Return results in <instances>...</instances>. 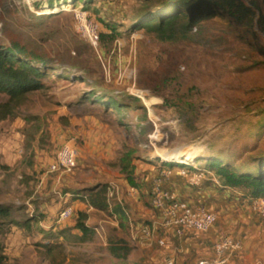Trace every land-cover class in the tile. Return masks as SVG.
I'll use <instances>...</instances> for the list:
<instances>
[{
	"label": "rangeland",
	"instance_id": "obj_1",
	"mask_svg": "<svg viewBox=\"0 0 264 264\" xmlns=\"http://www.w3.org/2000/svg\"><path fill=\"white\" fill-rule=\"evenodd\" d=\"M169 1L0 0V44L20 45L49 74L22 102L0 92V264H147L133 245L141 238L128 239L135 225L114 217V208L77 209L57 222L59 207L48 215L45 205L78 193L63 203L71 205L96 188L117 205L115 192L129 197L133 187L151 209L140 188L150 200L152 182H127L143 167L170 160L214 173L204 158L215 157L243 171L264 157V31L241 9L249 0L240 2L243 17L237 0H220L223 7L211 6L190 29L177 24L171 39L133 28L172 10ZM255 1L264 14V0ZM75 10L97 25L96 44L82 37ZM95 96L126 106L116 111L92 102ZM70 139L75 167L48 172ZM190 189L201 204L213 199L207 186Z\"/></svg>",
	"mask_w": 264,
	"mask_h": 264
},
{
	"label": "crops",
	"instance_id": "obj_2",
	"mask_svg": "<svg viewBox=\"0 0 264 264\" xmlns=\"http://www.w3.org/2000/svg\"><path fill=\"white\" fill-rule=\"evenodd\" d=\"M193 164L195 165V163ZM166 166H159V168L156 166L155 168L153 166L143 167L141 168L143 171L137 170L132 174V179L134 183L136 182L147 186L151 182L153 184L164 171L168 170L172 172L171 180L168 178L166 181H162L161 187L175 191L178 198L191 206H204L208 211L214 212L217 219L206 232L186 230L181 236H178L173 227L164 228L160 225L159 210L154 208H142V202L140 203L139 201L141 197L138 196L137 189L135 190L132 187L131 190H128L127 196L129 197L124 198L116 191L114 199L117 200V205L107 201V207L110 211H113V208L119 206L120 213H123L124 217L120 218V213L116 212L115 209L114 217H118L121 221L125 222L126 225L127 223L135 225L137 232L135 231L136 234H134L135 232L131 230V234H129L130 236L128 237L130 241L135 239V235H138L140 238L138 232H140L142 222L144 223L147 219H150V223L146 224L153 229L150 239L147 241L139 239V242L133 243L134 246L140 248L142 253L146 255L147 258L145 262L147 264H160L166 258H172L178 264H193L198 259L211 258L213 255V244L221 237L230 235L239 240L241 246L238 250L228 255L225 264H264V224L251 210L250 206L248 207L246 205L249 203V196L243 197L238 189L222 185L215 174L205 170L203 166L197 167L198 169H204L206 171L198 178L195 174L196 168L194 169L192 166L188 168L184 166V168H186V173L183 176L178 174L184 170L181 169L182 166L174 167V165L171 166L170 164ZM54 180L53 182L56 181ZM202 185L207 186L210 191L209 194H206V197H212V200H216L217 202H212V200H210L208 201V205L205 203L201 204L198 202L199 199H195V197L192 196L191 193L193 190L190 188L195 189L200 186L202 187ZM210 187L220 188L221 190L215 191ZM140 190L145 194L142 198L149 203L146 189L142 187ZM207 190L205 191L207 192ZM108 194L111 195V192L108 191ZM236 194L242 197L237 198ZM66 196L65 199H61L58 203H55L54 199L50 201L48 205H45L47 211H42V213L55 215V211L58 207L60 209L62 205H64L63 203L67 201L68 197H80L78 193L74 194L72 192H67ZM83 198L84 199L78 198L72 201L71 206L74 212L77 209L85 211L93 209V206L87 202L85 196H83ZM128 200L132 202L129 203ZM240 200L241 204H233L234 201ZM158 239L162 240V244L157 242Z\"/></svg>",
	"mask_w": 264,
	"mask_h": 264
},
{
	"label": "trees",
	"instance_id": "obj_3",
	"mask_svg": "<svg viewBox=\"0 0 264 264\" xmlns=\"http://www.w3.org/2000/svg\"><path fill=\"white\" fill-rule=\"evenodd\" d=\"M77 0H72V2ZM222 1V0H221ZM220 0H170L168 5H173V9L167 13L152 15L146 20H140L133 28L144 27L148 31L156 33L159 38L171 39L174 36V30L177 24L180 25L183 31L192 27L199 17L209 16L211 14V6L223 7L224 3ZM236 1V0H223ZM236 5L237 16L243 17L244 12L257 16L260 29L264 31V14L260 10V6L255 0H249L247 7H241L240 2ZM86 4L87 0H83ZM244 9V12H238ZM47 63L44 60L29 59L25 54L24 49L14 43L9 46L0 44V92H4L8 96V102L19 103L25 98V95L42 87L41 80L48 77ZM52 70H58L53 67ZM58 76V74H56ZM91 95V94H90ZM92 102H98L104 106L111 107L116 111L126 105L117 102L112 98L102 101L101 96H95ZM211 169H214L215 176L224 186H229L239 190L243 197L247 196H264V157H260L256 161V165L248 166L246 170L234 169L229 164L222 163L220 159L211 157L204 158ZM170 165L182 166L181 169H186L185 164L169 162ZM191 167V166H190ZM128 183H134L132 174L127 176ZM87 202L94 208H104L107 206V197L104 189H90L85 195ZM115 211L120 213L119 206H116ZM0 215H6L5 209H0ZM124 214L120 213V218ZM25 222V221H24ZM79 231H87L85 225H77L75 227ZM88 232H84L77 236L78 240H83ZM124 243V242H123ZM125 244V243H124ZM126 245V244H125ZM119 249V248H118ZM127 250V249H126ZM114 252V249H113Z\"/></svg>",
	"mask_w": 264,
	"mask_h": 264
},
{
	"label": "built area",
	"instance_id": "obj_4",
	"mask_svg": "<svg viewBox=\"0 0 264 264\" xmlns=\"http://www.w3.org/2000/svg\"><path fill=\"white\" fill-rule=\"evenodd\" d=\"M74 18L79 22V31L84 39L91 44H96L99 39L98 27L95 23L84 22V14L80 10L74 11ZM72 139L64 141L56 150L54 160L48 166V172H68L76 165L77 149L73 145ZM179 163V162H178ZM185 164L190 166L191 164ZM196 168V177H200L206 171ZM170 172L164 171L161 176L152 184L150 188V204L160 211V225L164 228L173 227L176 235L181 236L186 230L197 232H206L215 223L217 216L214 212L208 211L202 205L191 206L178 198L173 190L161 187V182L168 179ZM184 175V172H183ZM218 183V182H217ZM249 205L251 210L264 224V196H249ZM73 212L71 205H63L57 213L56 221L60 222L68 218ZM153 229L151 226H143L140 229V238L144 241L150 239ZM157 242L162 244V240ZM241 242L230 235L221 237L213 244V255L211 258L198 259L193 264H225L228 255L238 250ZM160 264H178L172 258H166Z\"/></svg>",
	"mask_w": 264,
	"mask_h": 264
},
{
	"label": "water",
	"instance_id": "obj_5",
	"mask_svg": "<svg viewBox=\"0 0 264 264\" xmlns=\"http://www.w3.org/2000/svg\"><path fill=\"white\" fill-rule=\"evenodd\" d=\"M168 162H171L170 160H167Z\"/></svg>",
	"mask_w": 264,
	"mask_h": 264
}]
</instances>
